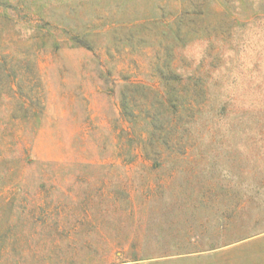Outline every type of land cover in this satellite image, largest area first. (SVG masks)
I'll return each mask as SVG.
<instances>
[{
    "label": "rangeland",
    "instance_id": "374dc122",
    "mask_svg": "<svg viewBox=\"0 0 264 264\" xmlns=\"http://www.w3.org/2000/svg\"><path fill=\"white\" fill-rule=\"evenodd\" d=\"M0 264H264V0H0Z\"/></svg>",
    "mask_w": 264,
    "mask_h": 264
}]
</instances>
